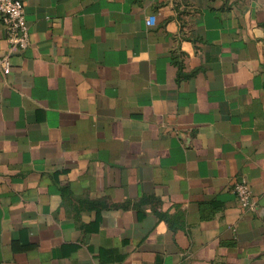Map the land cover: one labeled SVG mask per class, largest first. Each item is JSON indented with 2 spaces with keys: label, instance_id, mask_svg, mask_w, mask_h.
<instances>
[{
  "label": "crops",
  "instance_id": "obj_1",
  "mask_svg": "<svg viewBox=\"0 0 264 264\" xmlns=\"http://www.w3.org/2000/svg\"><path fill=\"white\" fill-rule=\"evenodd\" d=\"M22 2L0 264H264V0Z\"/></svg>",
  "mask_w": 264,
  "mask_h": 264
},
{
  "label": "built area",
  "instance_id": "obj_2",
  "mask_svg": "<svg viewBox=\"0 0 264 264\" xmlns=\"http://www.w3.org/2000/svg\"><path fill=\"white\" fill-rule=\"evenodd\" d=\"M154 23L153 17L147 20L149 26ZM0 28L5 33L11 51H23L29 46V31L22 0H0ZM0 67L5 75L11 71V66L6 59L0 61ZM231 190L241 207L253 209L252 192L246 179L236 181Z\"/></svg>",
  "mask_w": 264,
  "mask_h": 264
}]
</instances>
